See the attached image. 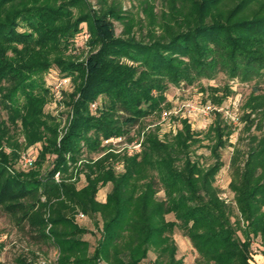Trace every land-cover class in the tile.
<instances>
[{
    "label": "trees",
    "instance_id": "1",
    "mask_svg": "<svg viewBox=\"0 0 264 264\" xmlns=\"http://www.w3.org/2000/svg\"><path fill=\"white\" fill-rule=\"evenodd\" d=\"M96 1L98 8L92 0H0V206L33 239L55 247L57 264H183L176 229L198 252L197 264H253L264 250V0H162L159 11L155 0H129L139 2L144 18L124 10L126 0ZM85 22L92 52L76 61L65 53ZM53 66L76 84L69 94L74 118L59 143L56 120L44 112L50 87L43 74ZM220 72L254 82L242 116L248 134L230 164L235 205L215 184L233 131L221 114L209 130L213 161L206 166L194 158L203 139L183 119L175 135L145 131L141 149L122 157L123 171L113 152L85 163L78 185L68 156L75 163L84 147L98 150L102 138L144 128L143 119L163 112L172 85ZM19 120L27 145L45 143L38 170L12 174L9 164L22 149ZM47 154L57 157L43 170ZM80 214L95 221V243L85 238L92 230L78 222Z\"/></svg>",
    "mask_w": 264,
    "mask_h": 264
},
{
    "label": "rangeland",
    "instance_id": "2",
    "mask_svg": "<svg viewBox=\"0 0 264 264\" xmlns=\"http://www.w3.org/2000/svg\"><path fill=\"white\" fill-rule=\"evenodd\" d=\"M92 3L94 8L99 7L96 0H92ZM123 3L124 10L131 11L132 15H135L137 18H144V15L140 12L138 1L126 0ZM155 3L156 11H159L162 0H155ZM115 26L116 33L120 35L123 29L122 24L116 21ZM81 27V31L70 40L65 53L76 61H84L92 52L90 45L91 32L88 24L86 22L82 23ZM123 60L128 62L127 59ZM43 75L45 84L50 87L44 112L47 115L53 116L56 120L58 132L57 141L59 143L67 133L74 118V108L69 94L74 92L76 84L73 75L64 76L57 66L51 67ZM59 82H62L63 86L61 85V87L58 86L59 88H57L56 84ZM260 86L264 88V82ZM253 87L254 82L247 83L242 82L238 78H229L224 72H220L213 79L203 78L191 85L185 83H182L181 86L172 85L166 92L167 105L164 106L161 115L153 114L146 117L142 122L144 128L136 126L132 129L130 135L125 134L102 138L98 150L90 151L87 147H84L79 160L75 163L68 156L67 160L71 165L70 171H74L75 179H78V185L82 186L85 184L84 171L81 170L84 164L91 161L94 162L98 158L111 152L121 156L120 161L113 162V164L117 171H123L124 160L122 157L141 149L145 131L159 127L158 133L160 137L164 138L167 134L175 135L179 128L182 127L180 121L183 119H187L191 123L192 129L203 139L202 146L196 148L194 158L200 159L206 166L213 161L210 145L214 141L209 138V130L216 120L217 114H221L222 118L232 126L233 131L227 138V145L221 150L224 165L216 174L215 184L220 189V198L224 199L227 203H233L235 205L234 192L230 189V182L232 180L230 164L240 136H246L248 134L242 116L244 113V104L252 95ZM214 96L222 98V103L213 104ZM101 101L102 98L91 103L90 108L93 114L97 113V108ZM211 106L212 108H209ZM7 117V112L3 111V118L7 120ZM18 125L20 129L17 127L16 133L18 134L19 142L22 144V149L19 151L18 158L13 160L12 164H9V170L12 174L18 172L28 173L32 170H38L37 162L39 152L45 143L44 141H39L35 144L27 145L25 136L21 131V120L18 121ZM139 131L141 132L139 133ZM131 137H134L133 141H130ZM4 145L5 151L8 154L11 153L12 148L5 143ZM56 157V154H47L42 167L43 170L52 167ZM55 178L59 181L61 179V173L57 172ZM109 188V184L103 185L98 193V199L104 201ZM160 195H163V191L160 192ZM168 218L173 219L174 217L173 215H169ZM78 222L92 230V233H88L85 238L95 243L99 237L95 221L89 217H80ZM22 225L17 223L15 216L0 206L1 264H21L20 259L22 257L27 258V261L31 264H57L58 253L55 247L47 242L36 241ZM173 238L180 245L185 244L189 240L180 229H176ZM255 243L253 245L256 248ZM192 253H194L193 256L192 254L187 255L189 260H183V264H194V262L197 264L198 252L196 251V257L195 252L193 251Z\"/></svg>",
    "mask_w": 264,
    "mask_h": 264
},
{
    "label": "crops",
    "instance_id": "3",
    "mask_svg": "<svg viewBox=\"0 0 264 264\" xmlns=\"http://www.w3.org/2000/svg\"><path fill=\"white\" fill-rule=\"evenodd\" d=\"M101 201H103V200H101ZM177 245H178V253H179L178 255H179V257L183 258L184 261L189 260L187 255L192 254V256H193V254H194V253H192L193 251L195 252V257H196V250L193 247L190 240L186 241L185 244L180 245V243H177ZM194 264H195V262H194ZM253 264H264V250L263 249H260L257 251Z\"/></svg>",
    "mask_w": 264,
    "mask_h": 264
},
{
    "label": "built area",
    "instance_id": "4",
    "mask_svg": "<svg viewBox=\"0 0 264 264\" xmlns=\"http://www.w3.org/2000/svg\"><path fill=\"white\" fill-rule=\"evenodd\" d=\"M58 84V85H57ZM56 84V86H57V88H59V87H61V85H62V82H59V83H57ZM59 86V87H58ZM63 86V85H62ZM209 108H212V106L211 107H209ZM80 217H84V215L83 214H80Z\"/></svg>",
    "mask_w": 264,
    "mask_h": 264
}]
</instances>
